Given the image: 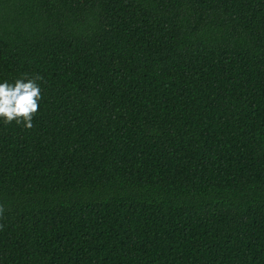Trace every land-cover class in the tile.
I'll return each instance as SVG.
<instances>
[{
    "label": "trees",
    "instance_id": "trees-1",
    "mask_svg": "<svg viewBox=\"0 0 264 264\" xmlns=\"http://www.w3.org/2000/svg\"><path fill=\"white\" fill-rule=\"evenodd\" d=\"M0 264H264V0H0Z\"/></svg>",
    "mask_w": 264,
    "mask_h": 264
},
{
    "label": "clouds",
    "instance_id": "clouds-1",
    "mask_svg": "<svg viewBox=\"0 0 264 264\" xmlns=\"http://www.w3.org/2000/svg\"><path fill=\"white\" fill-rule=\"evenodd\" d=\"M41 77L17 79L15 83H0V118L5 124L16 121L32 128V119L39 110L41 89L36 83ZM3 209L0 208V211Z\"/></svg>",
    "mask_w": 264,
    "mask_h": 264
}]
</instances>
